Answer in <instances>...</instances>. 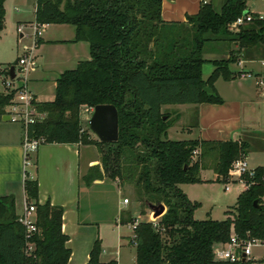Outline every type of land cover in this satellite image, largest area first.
I'll return each mask as SVG.
<instances>
[{"label": "trees", "instance_id": "trees-1", "mask_svg": "<svg viewBox=\"0 0 264 264\" xmlns=\"http://www.w3.org/2000/svg\"><path fill=\"white\" fill-rule=\"evenodd\" d=\"M0 0V33L5 28V2ZM163 0H37L36 21L41 25H71L73 42H87L90 59L76 69L66 70L56 82L51 102H35L41 122L23 127L29 139L44 144H82L100 148L105 176L112 181L134 184L139 201L152 210L163 206L158 227L128 216L123 224H136L131 244L136 264H231L215 260L216 243L239 238L264 241V168L246 177L250 187L238 196L236 213L225 220H196L200 207L184 193L181 185L203 183L201 174L212 169L218 181L229 182L235 160L246 158L245 141H174L168 130L178 121L163 113L168 105H196L223 102L214 84L219 78L240 77L230 66L238 63V51L264 46V19L253 14L251 24L231 30L232 23L250 13L248 0H225L220 11L213 1L202 4L185 23L162 20ZM228 47L227 59L208 60L209 45ZM214 70L203 79V67ZM11 68V67H10ZM6 76H10L6 72ZM208 87L211 93L205 91ZM15 91L0 92V121ZM114 105L119 113V140L94 142L81 125V109ZM197 152V154H195ZM86 183L105 176L91 168ZM27 202L37 208V231L29 234L19 222L12 197L0 198V264H69V238L62 231L64 209L50 202L38 203L39 185L26 180ZM258 201L260 208L254 206ZM32 246V249H30ZM100 241H96L88 264L101 262ZM242 264V263H237Z\"/></svg>", "mask_w": 264, "mask_h": 264}, {"label": "crops", "instance_id": "crops-1", "mask_svg": "<svg viewBox=\"0 0 264 264\" xmlns=\"http://www.w3.org/2000/svg\"><path fill=\"white\" fill-rule=\"evenodd\" d=\"M9 1L11 2V0L5 2L6 14L8 13ZM200 7L201 0H163L161 17L166 23H185L188 16L196 15L199 12ZM247 7L250 12L264 16V9H256L249 6L248 3ZM14 10L20 13L22 9L15 6ZM34 13V25L39 26L38 30L40 32L37 38L36 49L42 50L48 47L50 51L52 49L58 51L60 48H64V45L70 43L72 56L77 60L75 61L77 65L81 62L78 58L84 55V50L87 49L90 52L87 42H73L76 37L74 27V35L68 41L66 39L49 40L48 38L41 37L40 29H47L57 25L38 24L36 21V10H34ZM20 25L23 26L24 24L19 21L18 27ZM60 26L63 27L65 25ZM4 30H6V26ZM24 36V34H21V38ZM231 45H229L230 50H234L235 48H232ZM223 48L222 44L213 43L209 45L207 59H227L229 57L228 47L225 51L222 50ZM55 50L51 52H55ZM36 58H39L38 55ZM85 58H87V53ZM50 64L51 62L44 64L39 62L36 71L33 72L31 79L28 80V87L31 82V89L29 90L36 99V102H51L55 99L56 82L59 76L66 71L59 69L57 71L58 76L56 75L57 77L53 78ZM62 64L67 65L66 61L60 63V65ZM210 65L211 67L205 72L203 67L204 80L209 78L215 68L212 63ZM10 69L9 66H0L1 93H5L6 91L4 82L9 77L6 76V72H9ZM230 69L234 73H250L252 74V78L236 77L230 81L219 78L215 82L214 87L223 100L220 104L176 105L177 108H174L175 105L164 106L162 110L170 108L176 112L175 117L179 118V121L169 131H187L188 135H192L196 129L199 133L198 138L190 140L245 141L249 144L248 154L246 155L249 166L253 169L264 168V84H258L259 81L264 83V61L242 58L239 60V63L232 64ZM16 70L15 67V73ZM192 114L196 116V120L193 124H187L186 119L188 120ZM6 117H8L7 113L0 121V198H14L16 216L20 218L23 216L27 204L25 182L26 180H36L39 185L38 203L44 205L50 202L51 205L61 206L64 209L62 231L69 238L67 242V247L71 250L69 264H88L94 245L90 243L89 236L85 235L84 229L92 226L94 221L88 218L89 210L85 212V217H82L81 196L84 190L89 191L92 186H105L108 183L106 177L102 180L93 181L91 185L84 181L85 175L89 173L91 168L98 166L96 161L99 160V157L92 159L86 156V168L83 172L82 148L88 145L43 144L37 153L32 156L31 164L25 168L23 148L25 130L21 123L11 121L6 119ZM182 125L188 126L183 127ZM202 180L204 181L203 178ZM113 183L120 189V195L122 188L119 182L115 180ZM242 191L243 187L240 192L242 193ZM123 200L119 199L117 202V218L115 221L113 223L106 221L105 223L118 230H121L123 226L129 227L133 231V235L130 237L132 239L134 230L131 228V224H123L121 221L128 218L129 215L134 219L138 218L136 217L135 210L132 209L130 210L131 212H127L129 209L127 207L128 204L124 205ZM32 203L34 204L35 202ZM76 238L78 240L77 244H75ZM124 238L126 237L121 233L120 242ZM100 259L104 263L117 261L118 264H121L119 259L104 260L103 255H101Z\"/></svg>", "mask_w": 264, "mask_h": 264}, {"label": "rangeland", "instance_id": "rangeland-1", "mask_svg": "<svg viewBox=\"0 0 264 264\" xmlns=\"http://www.w3.org/2000/svg\"><path fill=\"white\" fill-rule=\"evenodd\" d=\"M225 0H213L214 7L217 11H220ZM10 2V1H9ZM8 2V10L5 15V26L6 30L0 33V66H15L18 69L19 58L24 54V48L34 49V54L37 56V64L41 62L44 64L46 62H51L50 68L52 69V77H57V71L59 69L63 70H73L76 69L77 64L73 56L70 47V43L64 45V48H60L58 51L51 52L48 47L47 49H36L35 39L36 32L34 28L35 24V13L36 10V0H11ZM248 5L256 9H264L263 0H248ZM21 7V12L17 13L14 7ZM21 21L24 25L23 30L19 31L18 23ZM41 37L48 38L49 40H64L71 39L74 35V28L71 25H65L61 27L60 25L52 26L50 28L40 29ZM21 34L25 36L21 38ZM38 40V39H37ZM69 44V45H68ZM235 48V56L237 62L240 59H254L264 61V46L260 45L254 48L244 49L241 52L238 51L236 44L231 45ZM87 48V47H86ZM37 50V51H36ZM65 50V51H64ZM230 50V47H229ZM87 53V58L86 53ZM83 56V57H82ZM79 56V61H85L90 59L89 50H84V55ZM207 58V51L205 54ZM66 61L67 65H60ZM239 63V62H238ZM211 67L210 63H206L204 66V72ZM259 67V66H258ZM36 71V70H35ZM34 71V72H35ZM33 72L30 74L29 79H31ZM57 75V76H56ZM31 89V82L29 85ZM6 92V91H5ZM173 107V106H171ZM174 108H177L176 105ZM163 113L167 116H171L170 122L175 120L176 112L172 109H164ZM93 114V109L83 107L81 109V125L83 129L89 133L90 139L94 142H99L98 138L93 134L89 128V120ZM179 121V118H177ZM196 120L194 114L190 115L187 124H193ZM177 123V122H176ZM187 127L188 125H182ZM181 127V126H180ZM182 128V127H181ZM169 131V130H168ZM199 133L195 129L192 135H188L187 131L183 132L180 130H170L168 132V137L170 140L183 141L198 138ZM100 148L107 150L108 146H96L88 145L82 148L83 153V172L85 171L86 156L90 158H98L96 162L98 163L99 173L105 176L104 165L101 160ZM98 172V170H97ZM90 170L89 173H97ZM88 173V174H89ZM86 174L85 177L88 175ZM84 177V181H85ZM107 185L105 186H92L89 191L84 190L81 196V210L83 213L82 217H85V212L89 210L88 218L94 221L92 226L86 227L84 233L89 236L90 243L94 245L96 241H100L101 255H103L104 260L115 259L120 260L121 264H135V246L131 244V236L133 231L127 227L123 226L121 230L115 229L111 225H107L105 222L113 223L117 218V202L119 199H129L128 211L135 210L137 220L140 222H151L160 220V216L155 218L154 213L149 208L145 207L138 198L137 190L132 183H119L121 189V194L119 195V190L113 183V181L108 177ZM217 175L212 169H207L202 172L203 183L200 184H186L182 186L185 194L192 202H197L200 207L195 211L194 217L196 220H215L222 221L225 220L229 215L234 216L236 213L238 196L242 190V185L239 183L227 184L222 181L217 180ZM229 177V175H228ZM230 178V177H229ZM86 182V181H85ZM86 186V185H85ZM226 186L230 187L229 191H226ZM264 206V197H263ZM103 221V222H102ZM121 231V232H120ZM121 233L126 238L120 242ZM78 240L75 239V244ZM264 254V247H259L254 249V257L256 260ZM100 255V257H101ZM101 260V259H100Z\"/></svg>", "mask_w": 264, "mask_h": 264}, {"label": "built area", "instance_id": "built-area-1", "mask_svg": "<svg viewBox=\"0 0 264 264\" xmlns=\"http://www.w3.org/2000/svg\"><path fill=\"white\" fill-rule=\"evenodd\" d=\"M211 0H201L202 4H208ZM254 13H245L238 17L231 25V30L237 32L240 28L251 24L254 20ZM260 19H264L263 15H259ZM39 26H35V46L37 43V38L40 35ZM23 30V26L19 27V31ZM24 54L19 58L18 69L16 67V76L12 79L10 76L4 82L6 92L15 91L11 103L6 107V113L10 117L11 121L19 122L23 127H28L29 124H35L36 122H41L46 118V114L40 113L35 105L36 99L29 90L28 80L32 72H34L37 67L36 55L34 54V49L24 48ZM241 78H252V74L246 72H240ZM259 85H263L262 81L258 82ZM94 110V109H93ZM44 144V139H29L25 133V139L23 142L24 155H25V168L28 167L32 162V156L37 153L40 146ZM197 154V152H195ZM255 169L251 168L246 160V158H241L235 160L229 170V182L227 184L239 183L243 187V191L250 187V183L247 181L246 177H254ZM118 181V180H117ZM230 187L226 186V191H229ZM242 191V192H243ZM129 199H124L123 204L127 205ZM36 213L37 208L34 204L28 203L25 206V212L22 217L19 218V222L24 225L29 234L37 231L36 227ZM155 227H158V222L151 221ZM136 224L131 225V228H135ZM264 247V241L258 239H248L244 240L239 238L232 231L230 240L225 243H216L213 247V254L215 260L228 262L231 264H264V254L260 260H256L254 257V249ZM32 249V246H30Z\"/></svg>", "mask_w": 264, "mask_h": 264}, {"label": "water", "instance_id": "water-1", "mask_svg": "<svg viewBox=\"0 0 264 264\" xmlns=\"http://www.w3.org/2000/svg\"><path fill=\"white\" fill-rule=\"evenodd\" d=\"M10 76L15 78V66L10 69ZM205 91L211 93V90L206 87ZM10 120V117H6ZM89 128L100 142L111 143L119 140V113L114 105H98L94 108L91 119L89 120ZM254 206L260 208L258 201H255ZM154 209L155 218L162 216L165 208L160 206Z\"/></svg>", "mask_w": 264, "mask_h": 264}]
</instances>
